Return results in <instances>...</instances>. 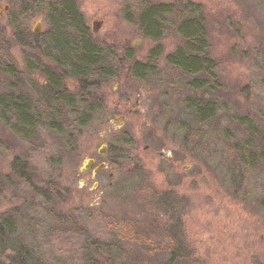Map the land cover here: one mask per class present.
I'll use <instances>...</instances> for the list:
<instances>
[{
    "label": "rangeland",
    "instance_id": "rangeland-1",
    "mask_svg": "<svg viewBox=\"0 0 264 264\" xmlns=\"http://www.w3.org/2000/svg\"><path fill=\"white\" fill-rule=\"evenodd\" d=\"M42 1L33 6V0H0L1 52L22 70L24 83L18 90L34 101L39 114H45L44 100L37 93L45 77L29 66L52 62L44 54L52 59L65 56L69 68L74 43L83 32L97 40L136 46L146 56L155 44L141 38L132 23L136 14L150 5L171 3L178 8L193 1L210 18L216 73L223 86L220 119L204 128L192 123L189 136V124L178 131L164 125L169 117L182 119L187 114L186 81L164 69V58L180 43L178 24L169 15L162 24L158 72L139 81L124 71L121 81H111L104 91L105 108L79 136L72 155L50 159L36 141L14 134L0 109V224L14 218L22 242L41 245L51 254L55 241L46 237L50 226L74 208H92L91 234L107 242L116 237L119 261L264 264V4L260 0H72L71 18L56 20L52 0ZM95 21L102 22L97 32ZM75 84L71 79L66 82L72 96ZM248 85L246 98L241 92ZM9 87L0 72V96ZM157 114L162 115L159 121ZM121 116L122 125L112 121ZM125 130L134 145L110 149ZM89 158L95 164L83 170ZM17 159H32L34 179L42 188L51 180L62 190L53 214L16 176ZM102 163L108 167L95 173ZM136 166L139 172L131 175ZM169 193L177 202L166 211L167 204L159 207L157 201ZM32 218L39 221L33 229ZM171 224H178L182 249L188 253L173 260L158 248L169 242L164 231Z\"/></svg>",
    "mask_w": 264,
    "mask_h": 264
},
{
    "label": "trees",
    "instance_id": "trees-1",
    "mask_svg": "<svg viewBox=\"0 0 264 264\" xmlns=\"http://www.w3.org/2000/svg\"><path fill=\"white\" fill-rule=\"evenodd\" d=\"M260 1L264 4V0ZM42 3V0H33L31 4L36 6ZM73 5L72 0H52L54 18L58 20L68 15L71 18L69 12L73 11ZM169 15L178 24L176 32L180 43L175 51L164 58V69L177 73L186 81L184 93L187 114L182 119L169 117L164 120V125L178 131L189 124V136L193 132L192 123L201 128L216 123L220 119V93L223 86L216 73L218 61L214 58L211 45L210 18L200 4L189 1L178 8L171 3L150 5L136 14L132 23L136 25L141 38L155 44L152 52L146 56L140 54L136 46L97 40L83 32L78 34L74 43L69 68L65 56L52 59L49 57L51 55L44 54V58L52 62L29 66V70H39L45 77V84H41V89L37 90L42 95L39 99L44 100L45 114L42 115L36 112L34 101L18 90L24 83L23 72L0 48V72L9 80L10 86V90L0 96V109L7 127L19 137L36 141L50 159L56 157L61 160L64 153L72 155L77 149L79 136L105 108L104 91L111 81H121L124 71L139 81L149 80L158 72L161 57L159 47L164 33L162 24ZM127 17L131 20L130 16ZM38 47L40 50L43 48L40 43ZM29 60L34 61L32 58ZM70 79L76 83L75 96L71 95L66 85ZM241 93L248 98L249 85ZM68 114L73 115V118ZM161 118L160 114L155 116L156 121ZM114 142L110 149L115 145L121 149L134 145L132 135L126 130ZM13 166L16 176L39 195V204L53 214L52 207L61 200L63 194L60 187L51 180H48L47 188L37 184L32 159L22 162L17 159ZM139 170L140 166H136L131 175ZM174 196L173 193L162 196L157 205L164 208L167 204L166 211L168 206L173 208L177 202ZM93 216L92 208H74L67 218L60 216L57 224L50 226L49 235L46 236L55 241V250L51 254L47 250L43 251L41 245L29 247L22 242L17 237L14 218L5 219L0 224V264H129L117 260L121 251L116 249V246L120 247L116 237L107 242L91 234L88 223ZM37 223L39 221L32 218L31 228H35ZM164 233L169 242L158 245V248L169 255L170 260L188 255L182 249L178 224H171ZM114 250H118V255Z\"/></svg>",
    "mask_w": 264,
    "mask_h": 264
},
{
    "label": "water",
    "instance_id": "water-1",
    "mask_svg": "<svg viewBox=\"0 0 264 264\" xmlns=\"http://www.w3.org/2000/svg\"><path fill=\"white\" fill-rule=\"evenodd\" d=\"M101 25H102V22L95 21L94 22V28H93L94 31L97 32L99 30V28L101 27ZM37 31H38V28L36 29V32ZM112 121L115 122V123H117V124H119V125H122L124 123V121H125V117L124 116H121V117H112ZM104 148H106V146H103V149L100 150L101 153L104 152V150H105ZM94 164H95V160L94 159H91V158L87 159V161H86V163H85V165L83 167V170H85L86 168H90ZM106 167H107V164H105V163L99 164L98 166H96L94 168V172L97 173L99 170H101L103 168H106Z\"/></svg>",
    "mask_w": 264,
    "mask_h": 264
},
{
    "label": "flooded vegetation",
    "instance_id": "flooded-vegetation-1",
    "mask_svg": "<svg viewBox=\"0 0 264 264\" xmlns=\"http://www.w3.org/2000/svg\"><path fill=\"white\" fill-rule=\"evenodd\" d=\"M97 166H98V165H97ZM107 167H108V166H107ZM107 167H106V168H107ZM106 168H105V169H106Z\"/></svg>",
    "mask_w": 264,
    "mask_h": 264
}]
</instances>
